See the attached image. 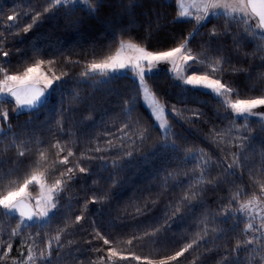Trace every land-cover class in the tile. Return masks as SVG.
Masks as SVG:
<instances>
[{
	"label": "snow or ice",
	"instance_id": "6c2138e0",
	"mask_svg": "<svg viewBox=\"0 0 264 264\" xmlns=\"http://www.w3.org/2000/svg\"><path fill=\"white\" fill-rule=\"evenodd\" d=\"M27 3L26 10L22 4L0 9V217L7 218L0 221V264H181L185 253L209 243L201 257L216 250V264H264V0ZM54 16L69 29H94L88 48L49 51L28 40ZM16 43L23 47L9 48ZM161 70L171 90L149 83ZM121 79L130 81L122 91ZM98 90L117 95L118 110L104 112L99 131H87L86 124H95L90 99ZM201 96L216 101L214 116ZM81 108L93 114L90 121L81 117L66 128ZM177 125H188L200 143ZM150 158L167 161L160 183L150 188L168 195L111 215L126 171ZM245 170L249 181L242 186ZM92 204L100 205L96 213ZM188 219L196 231L181 236L186 242L167 236L173 223ZM77 233L88 237L89 247L69 239ZM220 237L223 243L215 244ZM145 241L171 254H138L134 248ZM87 252L94 258L80 260ZM192 264L205 262L194 257Z\"/></svg>",
	"mask_w": 264,
	"mask_h": 264
},
{
	"label": "trees",
	"instance_id": "16d2710c",
	"mask_svg": "<svg viewBox=\"0 0 264 264\" xmlns=\"http://www.w3.org/2000/svg\"><path fill=\"white\" fill-rule=\"evenodd\" d=\"M27 9L29 6L27 3V0H24L22 3V0H0V9L8 10L13 8L16 5H21ZM213 23H216L215 20H213ZM191 25H185L186 30L190 28ZM208 27H211V24L208 25ZM204 29H202L203 31ZM95 30L88 27V26H82L80 30L76 29H69L65 27V22L61 21L60 16H54L51 18L49 22L43 23L40 25L38 30L34 34V38L32 36L28 37V40L32 43L37 44L38 46L48 49L49 51H55L56 49L66 50L69 48H75L76 51H80L82 48L87 49L91 41L93 40L95 36ZM230 43V41H229ZM12 47H23L22 44L16 43L15 45H9V48ZM254 45L249 44L247 50L252 51ZM18 61V57L15 55L12 56V64L15 65ZM247 66V64L245 65ZM75 71H79V67L74 69ZM252 72L255 74L259 70V64L258 61L254 62V66L252 67ZM156 81V83L161 88H168L171 90L173 87H175L171 82L169 81L168 77L165 75L164 72H160L158 75L152 77V80L149 81V83H152V81ZM130 84V81L127 79H121L116 82V87L120 89L121 91L125 89L127 85ZM83 88H86L88 92H92V89L88 88L86 85L82 86ZM179 91V89H176ZM201 99H207L208 103L204 105V111L208 113L210 116H214V112L212 111L213 106L216 104V101L213 100L211 97H204L201 96ZM117 101L118 96L109 94L108 92L104 90H98L94 93V95L90 99V103L94 104L96 106L97 112L95 115V124L88 123L85 125V130L91 131L93 127L96 128L97 131H99V121L104 118V112L110 111V110H118L117 108ZM56 104V100L50 102L49 107L46 111H51L54 109ZM91 115L88 111H85L83 108L73 113L72 116L68 117V123L66 125V128L71 126L72 124L76 123L77 121H80L81 117L84 118V120L91 119ZM73 116L75 119H73ZM25 119L24 115H21L19 117L20 121H23ZM44 116L43 114L40 115V120H43ZM13 125L17 123L15 118H12ZM242 122V121H241ZM178 128H183L185 130V134L189 136L190 139L195 140L196 143H200L199 140L196 139V135L194 131L189 130L188 125H177ZM253 127L259 128V124L254 120L253 121ZM19 129H17L18 131ZM45 137H47L48 133L45 131L43 133ZM64 140H70L74 139V137L70 136H64ZM261 144V137L257 136L256 141V160L258 165V159H259V148ZM4 145L0 144V148H2ZM207 147V145H203ZM83 147V145H82ZM14 150L9 153V155H13ZM167 166V161L162 158H150L147 161L141 162V164L138 167H135L132 170L126 171V173L123 176L124 183L120 185L117 188V191H122L123 195L120 197L119 202H113L111 205L112 212L111 215H116V210L118 209L121 213H123L125 210L128 213H133L135 206L137 204L142 205L145 198H150L152 200H159L165 196L168 195V193L164 189L151 187L152 185H158L160 183L161 178L164 176L163 168ZM251 167V165H250ZM258 171V166L257 169ZM107 176V172L104 174ZM215 175V173H213ZM258 178V177H257ZM249 181V175L247 170H245V175L243 177V181H240L239 183L242 184V186ZM173 183V181H169V185ZM89 184H91V181H89ZM111 181L107 180H101L102 186L110 185ZM81 188L80 184L74 185V192H78ZM159 193V196L157 195ZM180 193L179 187L176 189H173L171 192L172 196H177ZM88 195H91L89 192ZM210 197V207H215L216 201L214 197H212V194L209 193ZM132 198V199H129ZM135 202V203H134ZM168 201L165 199L163 202L159 203V206L156 208V214L159 215L164 210V205ZM80 203H83V201H80ZM91 212L96 213L97 209L100 208V205L98 204H92L90 205ZM172 209L169 208L168 214L171 215ZM199 213V210H197ZM105 217L109 214L108 209H104ZM7 220V218L0 217V221ZM163 221H161L162 223ZM191 219H188L186 222H175L172 224V226L167 231V236L172 237L175 236L177 239L180 240V244L186 242L183 239H180L182 235L191 236V233L193 231H196V229L188 227L189 224H191ZM11 223H15L14 221H11ZM56 224H52V228H55ZM85 227H87V224H85ZM210 227H215V225H210ZM240 227H243V224L240 225ZM89 232L91 229H88ZM239 230V229H238ZM132 234L131 232V226H129L128 231L123 235V239H127L128 235ZM139 234V233H137ZM69 239L78 240L79 243L87 248L89 247L85 241L88 239L86 236H82L79 233L75 237H69ZM223 237L216 238L213 242L217 245L223 243ZM142 245V246H141ZM141 245H138L134 248L135 251H137L138 254L143 252V254L152 255L153 258H159V255L164 254H171V250H169L167 253L164 252L159 248L158 245L153 244L150 241L141 242ZM122 247H125V245H121ZM178 247V246H177ZM205 248H212V243H209L208 245H204L200 247L199 249L190 250L188 253L184 254V258L181 259V264H192L193 258H202L205 262V264H216L217 261L220 260L221 255L216 251H210L205 256L201 257V253L205 251ZM171 249V246H170ZM94 253L87 252L86 254H83L79 257L80 260H87L89 258H94ZM243 256L244 254L241 253ZM66 264H71V261H67Z\"/></svg>",
	"mask_w": 264,
	"mask_h": 264
},
{
	"label": "rangeland",
	"instance_id": "374dc122",
	"mask_svg": "<svg viewBox=\"0 0 264 264\" xmlns=\"http://www.w3.org/2000/svg\"><path fill=\"white\" fill-rule=\"evenodd\" d=\"M160 72H163V70H161ZM10 107V106H9ZM32 191H35L36 189H30ZM15 222V221H14ZM29 231L28 229H25V232ZM15 244H19V240L15 241ZM16 250H15V247H14V250H13V253L12 255H16Z\"/></svg>",
	"mask_w": 264,
	"mask_h": 264
}]
</instances>
